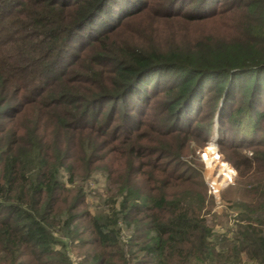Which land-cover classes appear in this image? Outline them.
I'll list each match as a JSON object with an SVG mask.
<instances>
[{
	"label": "trees",
	"instance_id": "16d2710c",
	"mask_svg": "<svg viewBox=\"0 0 264 264\" xmlns=\"http://www.w3.org/2000/svg\"><path fill=\"white\" fill-rule=\"evenodd\" d=\"M215 125L229 236L186 159ZM0 264H264V0H0Z\"/></svg>",
	"mask_w": 264,
	"mask_h": 264
},
{
	"label": "rangeland",
	"instance_id": "374dc122",
	"mask_svg": "<svg viewBox=\"0 0 264 264\" xmlns=\"http://www.w3.org/2000/svg\"><path fill=\"white\" fill-rule=\"evenodd\" d=\"M159 22L161 25L159 24L158 27H154V33L151 35V38L159 39L163 44L164 34L167 37V29L163 32V21ZM217 26L218 25L214 26L212 23H191L187 25V32H183V35L191 33V35L196 36L198 33L205 34L207 32H217ZM179 34L182 33L179 32ZM161 98L162 97H156L153 100H149V110H154V108L159 107ZM208 105H210V101ZM213 131L214 134L208 141L191 142L193 153L188 155L186 159L190 162L191 166L196 167L199 171L200 178L206 184L207 194L212 200L208 220L214 235L227 234L229 236L230 232L235 230V219L237 214L235 213L233 203L238 200L237 188L239 178L237 171L227 159L228 154H232L227 151H222L216 142V125L213 127ZM211 147L214 149V152L212 151V153H214L213 157H211V151H208ZM95 178L96 182L91 183V188H96L98 191L102 192L105 183L104 178L101 173L96 174ZM92 199L93 198H89L90 203H92Z\"/></svg>",
	"mask_w": 264,
	"mask_h": 264
},
{
	"label": "bare ground",
	"instance_id": "6f19581e",
	"mask_svg": "<svg viewBox=\"0 0 264 264\" xmlns=\"http://www.w3.org/2000/svg\"><path fill=\"white\" fill-rule=\"evenodd\" d=\"M211 146H212V145H211ZM213 150H214V149H213L212 147L208 149V151H211V154H212L211 157H213V154H214V153H212ZM213 152H214V151H213ZM223 167H225V166H223ZM225 169H226V168H225Z\"/></svg>",
	"mask_w": 264,
	"mask_h": 264
}]
</instances>
